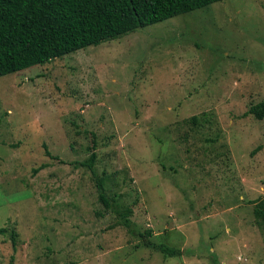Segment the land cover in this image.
Segmentation results:
<instances>
[{
	"label": "rangeland",
	"instance_id": "rangeland-1",
	"mask_svg": "<svg viewBox=\"0 0 264 264\" xmlns=\"http://www.w3.org/2000/svg\"><path fill=\"white\" fill-rule=\"evenodd\" d=\"M260 101L264 0H219L1 75L0 264H264V116L243 114ZM91 133L129 228L109 226L120 218L74 165Z\"/></svg>",
	"mask_w": 264,
	"mask_h": 264
},
{
	"label": "trees",
	"instance_id": "trees-1",
	"mask_svg": "<svg viewBox=\"0 0 264 264\" xmlns=\"http://www.w3.org/2000/svg\"><path fill=\"white\" fill-rule=\"evenodd\" d=\"M216 1L219 0H0V76ZM247 113L261 119L264 101L249 106L243 114ZM191 120L197 123L196 116ZM90 135L93 138L88 156L74 165L89 171L98 201L104 209L113 207L120 218L109 226L122 224L129 228L128 211L122 213L111 205L103 178L94 169L95 139L93 133ZM38 169L33 168V173ZM253 214L258 223L264 224V196L254 202ZM15 236L10 231L12 250ZM158 247L164 256L180 253L177 248Z\"/></svg>",
	"mask_w": 264,
	"mask_h": 264
}]
</instances>
